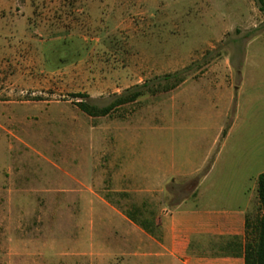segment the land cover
<instances>
[{"label": "rangeland", "instance_id": "1", "mask_svg": "<svg viewBox=\"0 0 264 264\" xmlns=\"http://www.w3.org/2000/svg\"><path fill=\"white\" fill-rule=\"evenodd\" d=\"M176 73L106 117L76 106ZM243 121L264 132L254 0H0V264H138L128 217L158 239L217 160L210 180L264 172V145L253 166L221 146Z\"/></svg>", "mask_w": 264, "mask_h": 264}, {"label": "crops", "instance_id": "2", "mask_svg": "<svg viewBox=\"0 0 264 264\" xmlns=\"http://www.w3.org/2000/svg\"><path fill=\"white\" fill-rule=\"evenodd\" d=\"M219 120L222 124V114ZM249 124L243 121L235 133L230 124L221 146L233 147L238 157L251 156L235 162L253 166L262 154L264 132L256 122ZM217 164L218 160L198 182L191 199L164 209L156 218L158 239L139 228L143 243L138 245V264H245L246 248L255 244L262 214L257 195L260 174L251 185L244 180H210Z\"/></svg>", "mask_w": 264, "mask_h": 264}, {"label": "trees", "instance_id": "3", "mask_svg": "<svg viewBox=\"0 0 264 264\" xmlns=\"http://www.w3.org/2000/svg\"><path fill=\"white\" fill-rule=\"evenodd\" d=\"M254 3L264 17V0H254ZM185 77L186 74L179 76V73L164 75L155 80L128 89L120 95H114L110 103L101 107L93 104L87 94H77L75 96L79 97L80 101L76 103V106L82 113L89 117H106L118 108L134 103L145 95L154 96L158 93L169 92L177 88L186 80ZM207 172L208 171H206V173ZM257 195L262 214L256 227L255 244L246 248L245 264H264V173L260 174L257 178ZM128 219L138 225L144 232L152 235V231L145 224L137 223L132 217H128Z\"/></svg>", "mask_w": 264, "mask_h": 264}]
</instances>
